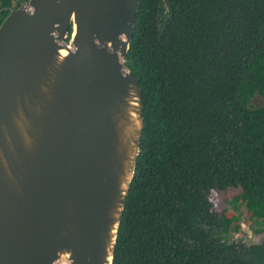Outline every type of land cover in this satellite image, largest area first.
<instances>
[{
  "label": "water",
  "instance_id": "95a60500",
  "mask_svg": "<svg viewBox=\"0 0 264 264\" xmlns=\"http://www.w3.org/2000/svg\"><path fill=\"white\" fill-rule=\"evenodd\" d=\"M139 2L28 0L1 21L0 264H112L143 126L123 62Z\"/></svg>",
  "mask_w": 264,
  "mask_h": 264
},
{
  "label": "trees",
  "instance_id": "16d2710c",
  "mask_svg": "<svg viewBox=\"0 0 264 264\" xmlns=\"http://www.w3.org/2000/svg\"><path fill=\"white\" fill-rule=\"evenodd\" d=\"M27 1L0 0V23ZM123 62L143 126L112 264H264L207 198L240 188L264 232V0H140Z\"/></svg>",
  "mask_w": 264,
  "mask_h": 264
},
{
  "label": "rangeland",
  "instance_id": "374dc122",
  "mask_svg": "<svg viewBox=\"0 0 264 264\" xmlns=\"http://www.w3.org/2000/svg\"><path fill=\"white\" fill-rule=\"evenodd\" d=\"M253 103L255 105L264 104V98L255 97ZM233 197L237 198V209H234L232 204H230V200ZM207 198L211 204V211L215 215L225 214L238 218L240 229L231 232L232 241L237 244L264 243V232H258L255 224L252 223V219L249 218L247 213L248 207L245 204L240 188L212 189L207 194Z\"/></svg>",
  "mask_w": 264,
  "mask_h": 264
}]
</instances>
